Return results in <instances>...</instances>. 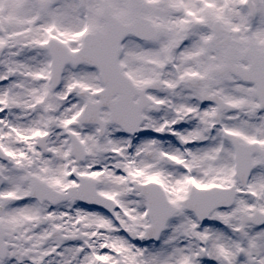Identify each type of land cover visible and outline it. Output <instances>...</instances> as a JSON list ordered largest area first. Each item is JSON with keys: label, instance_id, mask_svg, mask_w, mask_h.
I'll list each match as a JSON object with an SVG mask.
<instances>
[{"label": "snow or ice", "instance_id": "6c2138e0", "mask_svg": "<svg viewBox=\"0 0 264 264\" xmlns=\"http://www.w3.org/2000/svg\"><path fill=\"white\" fill-rule=\"evenodd\" d=\"M0 264H264V0H0Z\"/></svg>", "mask_w": 264, "mask_h": 264}]
</instances>
